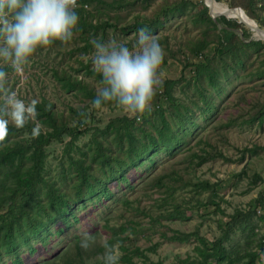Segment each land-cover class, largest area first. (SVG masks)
<instances>
[{
    "label": "rangeland",
    "instance_id": "1",
    "mask_svg": "<svg viewBox=\"0 0 264 264\" xmlns=\"http://www.w3.org/2000/svg\"><path fill=\"white\" fill-rule=\"evenodd\" d=\"M216 1L219 4L214 2V11L220 13L225 3L226 13L231 7H240L264 28L249 15L247 0ZM78 4L82 23L69 44L55 42L38 49L22 75L0 64L8 72V86L20 99L27 103L46 98L69 126L85 130L73 142L63 134L60 140H51L44 147L43 176L74 194L75 169L69 156L91 160L95 139L114 145L113 129L109 134L103 130L112 119H133L111 103L99 110L92 107L93 100L84 86L97 94L99 78L86 71L84 65L93 68L94 49L89 42L93 36L104 42L116 40L129 48L134 46L141 28L158 37L165 51L163 84L150 113L136 119L135 124L146 116L158 122V109L167 118L172 112L170 122L184 123L176 133L180 141L171 151L159 149L150 159L128 165L123 172L128 182L118 177L107 182L109 197H85L66 221L55 218L45 231L19 244L16 252L4 251L0 264H104L103 243L110 239L119 247V264L198 261L199 251L207 245L212 247L217 239H222L230 254L255 252V264H264V249L258 246L264 232V151H245L246 147L264 145V121H250L264 102V76H256L257 70H264V48L235 50L242 66L235 64L229 54H217L221 26L218 17L214 21L209 14L215 29L200 15L204 7L209 12L206 0H78ZM253 9L264 22V5L258 2ZM225 18L243 25L233 31L243 43L262 42L253 37L239 13ZM241 29L248 33V39L243 38ZM204 39L210 41L209 47L196 55L195 45ZM222 60L231 66L224 68ZM207 63L216 71L213 81L205 70L196 75V64ZM63 75L80 77L85 85L71 89ZM164 86L169 89L168 96L163 93ZM206 101H210L211 109H207ZM39 122L41 131H47ZM26 126L10 134V140L28 141ZM94 169L98 174L97 166ZM5 172L3 168L0 194L8 192L12 183ZM206 181L213 187L195 186ZM212 189L217 193L213 197L217 206L209 202ZM85 232L96 241L87 250L80 246ZM194 233L198 237L187 242L172 239L174 235ZM209 264L225 262L210 259Z\"/></svg>",
    "mask_w": 264,
    "mask_h": 264
},
{
    "label": "trees",
    "instance_id": "2",
    "mask_svg": "<svg viewBox=\"0 0 264 264\" xmlns=\"http://www.w3.org/2000/svg\"><path fill=\"white\" fill-rule=\"evenodd\" d=\"M258 2L264 5V0H247V5L251 9L249 15L264 25V22L260 20L253 9ZM76 11L79 16L78 24L81 25L80 12L78 9ZM199 12L216 29V24L209 16L208 8L204 7ZM217 24L221 26V30L217 35L218 46L216 52L219 55H231L235 60V64L243 65L240 55L234 52L235 50H240V47L254 50L264 48V43L260 41L243 43L237 39L233 31L241 28V24L228 21L224 16L217 18ZM131 28L135 27L131 26ZM241 30L243 38L248 39V33L244 29ZM209 44L210 41H207V39L198 42L195 45L194 53L202 55L209 47ZM222 61L225 64L224 68L227 69L231 66L224 60ZM84 66L86 71L99 78L93 68H89L88 65ZM195 67L196 75L205 70L212 81L216 77V71L212 69L213 66L210 63L206 65L196 64ZM256 72V76H264V70H257ZM62 79L66 81L69 87H72L71 89H82L83 85H85L80 77L72 78L69 75H63ZM172 83L164 81V84ZM84 87L93 100L96 94L91 89H88L86 85ZM163 93L168 96V87L164 86ZM206 105L207 109L212 108L210 101H206ZM70 111H73V108L70 107ZM37 112L38 116L36 119L45 124L47 131H41L37 138H33L31 135V122H28V126H26L29 134L28 141L10 140L9 135L15 133L17 128L9 125L8 136L5 142L0 143V174L3 168L6 169L5 177L12 182L8 187V192L0 194V258L5 252H16L19 244L23 243L27 238L45 231L48 224L55 218L60 217L66 221L73 216L75 206L82 202L85 197L95 194L99 195L98 199L109 197L111 191L107 187L108 181L118 177L119 180L128 182L127 177L123 174L128 165L135 166L146 158L150 159L159 149L171 151L175 144L179 143L180 138L176 136V133L182 130V125H184V123H181V125L175 121L170 122L168 119H172V112H169L167 118L161 109L156 112L158 122H151L150 116H146L144 121L138 123V125L137 123L135 124V118L112 119L103 130L108 132L107 134L114 132V138L112 139L114 145L108 140L95 139L91 160L86 157L69 156L70 164L74 166L76 177V189L74 194H71L62 190L54 181H50L43 176L44 147L51 140H60L63 134L68 135L70 141L73 142L85 130L79 128V126H69L65 122L64 117L56 113L53 102L46 98L38 101ZM255 120H258L259 123L264 121V102L260 103L258 111L250 119L251 122ZM144 124H147L150 128H147ZM134 128L137 132L134 131ZM111 129L113 130L111 131ZM259 149L264 151V145L246 147L245 151L256 153ZM94 166H97L100 170L98 174ZM195 186L213 187L207 181L198 182ZM41 192L42 195L40 194ZM216 196L217 193L212 189L209 202L215 206L217 204L214 202L213 197ZM230 221H232V218H230ZM228 222L226 225L229 224ZM193 236L198 237V234H179L174 235L172 239L187 242ZM223 238H225V234ZM114 242V239L108 241L110 244ZM258 246L261 250L264 249L261 239L258 241ZM199 256L200 259L198 261L188 262L185 260L181 264H209L210 259H215L217 263L225 262V264H255L256 260L255 252L246 255L239 253L230 254L222 245V239L214 241L212 247L207 245L204 250H200Z\"/></svg>",
    "mask_w": 264,
    "mask_h": 264
},
{
    "label": "clouds",
    "instance_id": "3",
    "mask_svg": "<svg viewBox=\"0 0 264 264\" xmlns=\"http://www.w3.org/2000/svg\"><path fill=\"white\" fill-rule=\"evenodd\" d=\"M78 7V0H0V64L22 75L38 49L55 42L69 44L79 23ZM89 42L94 49L93 71L99 77L92 107L99 110L111 103L137 120L150 113L163 84L165 51L158 37L141 28L132 48L95 36ZM8 84V72L0 67V143L6 140L10 124L22 129L29 121L35 123L31 135L37 138L43 127L36 119L38 101L26 103ZM95 243L85 232L80 246L87 250ZM103 249L104 264H119L117 244L105 240Z\"/></svg>",
    "mask_w": 264,
    "mask_h": 264
},
{
    "label": "bare ground",
    "instance_id": "4",
    "mask_svg": "<svg viewBox=\"0 0 264 264\" xmlns=\"http://www.w3.org/2000/svg\"><path fill=\"white\" fill-rule=\"evenodd\" d=\"M206 2L209 4L210 11L212 12V14H214L218 17L220 15H224V16L229 18V14L239 13L240 15H242L244 17V23L247 24L248 27L251 28V32L253 34V37L256 39H259L261 41L264 40V34L260 30H258L256 27L257 23L254 22L253 20H251V18L246 14V12L242 8L241 9L240 8H230V10L227 11L228 13H226L227 4H224V9H221L220 13H218V12L214 11V9L216 8V4L214 2H216V1L206 0ZM216 3L219 4L218 2H216ZM235 10H238V11H235ZM238 23L241 24L240 22H238ZM245 28H247V27H245Z\"/></svg>",
    "mask_w": 264,
    "mask_h": 264
},
{
    "label": "water",
    "instance_id": "5",
    "mask_svg": "<svg viewBox=\"0 0 264 264\" xmlns=\"http://www.w3.org/2000/svg\"><path fill=\"white\" fill-rule=\"evenodd\" d=\"M213 1H216V0H213ZM217 2V1H216ZM221 3V2H220ZM206 4L208 5V7H209V4L206 2ZM226 4V3H225ZM231 8H235V7H231ZM240 8V7H239ZM241 9V8H240ZM209 14H210V16L213 18V20L215 21L216 20V17H218V16H216V15H214V14H212V12L210 11V7H209ZM224 16V15H223ZM226 17V16H225ZM228 18V17H227ZM238 23V22H237ZM239 24V23H238ZM256 27H257V29L258 30H260L263 34H264V28L263 27H260L258 24L256 25ZM245 28V27H244ZM245 29H247V28H245ZM250 31V30H249ZM239 32H241V30H239ZM262 42H264V40L262 41Z\"/></svg>",
    "mask_w": 264,
    "mask_h": 264
},
{
    "label": "built area",
    "instance_id": "6",
    "mask_svg": "<svg viewBox=\"0 0 264 264\" xmlns=\"http://www.w3.org/2000/svg\"><path fill=\"white\" fill-rule=\"evenodd\" d=\"M260 239H261V243H262V245L264 247V232L261 233Z\"/></svg>",
    "mask_w": 264,
    "mask_h": 264
}]
</instances>
